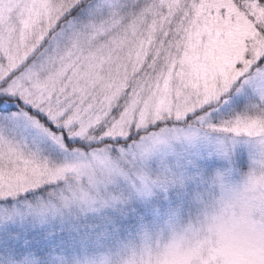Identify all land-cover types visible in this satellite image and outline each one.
<instances>
[{
    "label": "snow or ice",
    "instance_id": "snow-or-ice-1",
    "mask_svg": "<svg viewBox=\"0 0 264 264\" xmlns=\"http://www.w3.org/2000/svg\"><path fill=\"white\" fill-rule=\"evenodd\" d=\"M242 143L264 0H0V264H119ZM192 264H264V236Z\"/></svg>",
    "mask_w": 264,
    "mask_h": 264
},
{
    "label": "clouds",
    "instance_id": "clouds-1",
    "mask_svg": "<svg viewBox=\"0 0 264 264\" xmlns=\"http://www.w3.org/2000/svg\"><path fill=\"white\" fill-rule=\"evenodd\" d=\"M205 183L190 210L158 229L153 244L122 253L119 264H192L209 246L229 250L264 236V153L245 167L213 169Z\"/></svg>",
    "mask_w": 264,
    "mask_h": 264
},
{
    "label": "rangeland",
    "instance_id": "rangeland-1",
    "mask_svg": "<svg viewBox=\"0 0 264 264\" xmlns=\"http://www.w3.org/2000/svg\"><path fill=\"white\" fill-rule=\"evenodd\" d=\"M237 103V101H231L229 103V105L225 106V109H228L229 107H231L233 104ZM200 151L206 152L207 148L206 147H201L199 149ZM236 153L238 155H241L245 161V166L247 165L248 162H250V158L251 155L254 152L253 146L251 144H247V143H242L240 145H238L235 149Z\"/></svg>",
    "mask_w": 264,
    "mask_h": 264
}]
</instances>
